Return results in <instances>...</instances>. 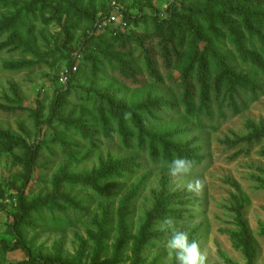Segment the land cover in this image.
I'll list each match as a JSON object with an SVG mask.
<instances>
[{
  "label": "rangeland",
  "instance_id": "obj_1",
  "mask_svg": "<svg viewBox=\"0 0 264 264\" xmlns=\"http://www.w3.org/2000/svg\"><path fill=\"white\" fill-rule=\"evenodd\" d=\"M113 4L126 25L96 31ZM256 60L264 0H0V264H177L166 217L207 264H264ZM34 146L30 261L11 226ZM177 156L192 175H169ZM196 176L200 195L177 187Z\"/></svg>",
  "mask_w": 264,
  "mask_h": 264
},
{
  "label": "clouds",
  "instance_id": "obj_2",
  "mask_svg": "<svg viewBox=\"0 0 264 264\" xmlns=\"http://www.w3.org/2000/svg\"><path fill=\"white\" fill-rule=\"evenodd\" d=\"M165 166L171 177L185 178L193 174L196 161L187 157L177 156L166 162ZM177 187L198 196L205 188V180L196 176L194 179L178 184ZM176 224L177 222L171 217H166L161 222V230H166L170 233L164 243L168 255H174L177 264H207V253L201 250L199 242L190 240L188 231L178 229Z\"/></svg>",
  "mask_w": 264,
  "mask_h": 264
},
{
  "label": "trees",
  "instance_id": "obj_3",
  "mask_svg": "<svg viewBox=\"0 0 264 264\" xmlns=\"http://www.w3.org/2000/svg\"><path fill=\"white\" fill-rule=\"evenodd\" d=\"M108 32V33H117L119 30L118 29H114V30H105L103 32ZM121 32H119L120 34ZM118 34V33H117ZM197 38L199 39L198 43L197 44H200V43H205V49H209L210 50V46H211V49H212V43H209V42H206L205 39L201 36V33L200 31H197ZM198 49V48H197ZM259 61L256 60V63H257V68H255L256 70H262L264 72V63L260 65V63H258ZM243 76H234V81L233 83L235 84L234 86L236 87L237 85L238 86H241L242 88L244 87L248 89V87L246 86V84H244V80L242 78ZM209 101V99H208ZM207 109L203 108L201 109L199 112L200 115H203L204 113H206ZM37 150H38V146H34L30 152H29V160H28V173H27V176H26V179H25V183H24V187H23V190L20 191L19 193V207H20V215L18 216V218H16V220L13 222V225L11 226V232L13 234V236L15 237L17 243H18V246L19 248L22 250V252L25 254V256L30 260V261H36L37 259L34 258L31 254V251L29 249V246L26 244V242L24 241V239L22 238V235L18 229V227L20 226L21 222H22V219L24 218L25 216V211L23 209V199H24V189L28 186L29 184V180H30V176L32 174V171H33V168H34V160L36 158V155H37ZM52 264H69V263H66V262H60V263H55V262H50Z\"/></svg>",
  "mask_w": 264,
  "mask_h": 264
},
{
  "label": "built area",
  "instance_id": "obj_4",
  "mask_svg": "<svg viewBox=\"0 0 264 264\" xmlns=\"http://www.w3.org/2000/svg\"><path fill=\"white\" fill-rule=\"evenodd\" d=\"M126 25V21L124 18L123 12L119 9L116 4L111 5L110 11L106 14L101 15L94 26L96 31H104V30H122V28ZM75 71V69H73ZM68 76H65L61 79V81L66 82Z\"/></svg>",
  "mask_w": 264,
  "mask_h": 264
}]
</instances>
